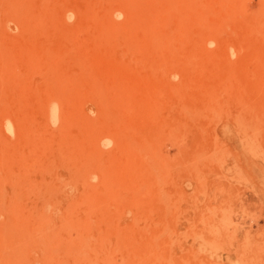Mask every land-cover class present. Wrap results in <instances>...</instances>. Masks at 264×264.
Masks as SVG:
<instances>
[{
  "label": "rangeland",
  "instance_id": "rangeland-1",
  "mask_svg": "<svg viewBox=\"0 0 264 264\" xmlns=\"http://www.w3.org/2000/svg\"><path fill=\"white\" fill-rule=\"evenodd\" d=\"M30 234L57 264H264V0H0V264H44Z\"/></svg>",
  "mask_w": 264,
  "mask_h": 264
},
{
  "label": "bare ground",
  "instance_id": "bare-ground-1",
  "mask_svg": "<svg viewBox=\"0 0 264 264\" xmlns=\"http://www.w3.org/2000/svg\"><path fill=\"white\" fill-rule=\"evenodd\" d=\"M99 1H100V0H99ZM94 3H95V2H94ZM100 3H101V2H100ZM92 4H93V3H92ZM91 6H92V5H91ZM88 11H89V10H88ZM131 22H132V21H131ZM111 25H112V24H111ZM113 30H114V29H113ZM50 224H52V223H50ZM52 225H54V224H52ZM28 228H29V227H28ZM46 228H47V227H46ZM40 229H41V228H40ZM52 229H53V228H52ZM53 230H54V229H53ZM39 231H40V230H39ZM39 231H38V232H39ZM29 232H30V231H29ZM40 232L43 233V231H40ZM50 232H51V231H50ZM26 233H27V232H26ZM35 233H36V232H35ZM42 233H41V234H42ZM39 234H40V233H39ZM39 234H34V235H33V234H32V235L30 234L29 236L26 235L25 238H27L28 240H27V241L25 240L26 243H23V244H24V245L27 244L28 241H29V242L32 241V242H31V244L28 243L29 245H31V246L29 247L30 249H28V247L25 249V247H26L27 245H25V246L23 245L24 247L22 246V247H23L22 249H25V251H23V252H22V249L20 250V248L18 249V251L20 250L19 252L16 251V249H17V247L19 246V244H18V245H14V243H13L12 246H16V247H14V249H15L14 254L22 253V254H24V256H25V254H29V255H31V252L33 253V251L36 250L37 247H38V248L40 247V248L44 249V253H49V254H46L45 257H44V260H45L44 264H57V262L55 263V260L53 259L54 256H55V254H53V253H55L56 250L51 249V248L49 247L50 245L47 244V241H45L46 238H45V239L40 238V235H41V234H40V235H39ZM58 235H59V233H58ZM4 237H5V236H4ZM6 237H7V241H8V236H6ZM43 237H44V236H43ZM59 238H60V237H59ZM59 238H57V240H58ZM20 239H21V238H20ZM29 239H31V240H29ZM60 239H62V238H60ZM22 240H23V239H21V241H22ZM7 241H6V243H7ZM15 241H16V240H15ZM62 241H64V240H62ZM55 242H56V241H55ZM57 243H58V242H57ZM34 244H35V245H34ZM29 245H28V246H29ZM55 245H58V244H55ZM12 246H11V248H12ZM33 246H34V247H33ZM60 246H61V245H60ZM2 247H3V246H2ZM19 247H21V246H19ZM58 247H59V245H58ZM58 247H56V248H58ZM7 248H8V247H7ZM7 248H5V249H7ZM40 248H39V249H40ZM59 248H60V247H59ZM3 249H4V247H3ZM5 249H4V251H5ZM14 249H13V250H14ZM42 249H41V250H42ZM64 249H65V248H64ZM68 249H69V248H68ZM58 250L60 251L61 249H58ZM1 251H2V250H1ZM50 253H51V254H50ZM58 253H59V252H58ZM68 253H69V251H68ZM34 254H35V253H34ZM61 254H62V253H61ZM8 255H9V254H8ZM12 255H13V253H11L10 256L12 257ZM19 256H21V258H22V255H21V254H19ZM35 256L38 257V255H35ZM35 256H34V257H35ZM43 256H44V254H43ZM66 256H67V255H66ZM13 257H15V255H13ZM13 257H12V258H13ZM61 257H62V256H61ZM0 258H1V257H0ZM16 258H17V259L19 258V261H20V262L22 261V260H20V257H15V258H14L15 260L12 259L13 262H16V263H17V259H16ZM24 258H26V257H24ZM24 258H23V259H24ZM63 258H64V257H63ZM28 259H29V258H28ZM37 259H38V258H37ZM37 259H36V260H37ZM61 259H62V258H61ZM68 259H69V258H68ZM2 260H4V259H2ZM34 260H35V259H34ZM2 262H3V261H2ZM10 262H11V261H10ZM10 262H9V263H8V262H5V264H10ZM13 262H12V263H13ZM29 262H30V261H29ZM37 263H38V260H37ZM40 263H41V262H40ZM40 263H39V264H40ZM24 264H25V263H24Z\"/></svg>",
  "mask_w": 264,
  "mask_h": 264
},
{
  "label": "clouds",
  "instance_id": "clouds-1",
  "mask_svg": "<svg viewBox=\"0 0 264 264\" xmlns=\"http://www.w3.org/2000/svg\"><path fill=\"white\" fill-rule=\"evenodd\" d=\"M68 18H69V22L74 21L75 19V13L74 12H69L68 13ZM115 18L120 20L123 19V13L117 12L115 14ZM90 114H91V110H90ZM50 121L52 124V127H57L59 125V104L56 102H53L50 105ZM11 125V121H5V131L8 132L9 135L12 136V138H14V132H9V126Z\"/></svg>",
  "mask_w": 264,
  "mask_h": 264
}]
</instances>
